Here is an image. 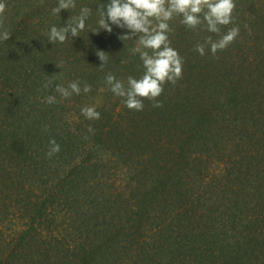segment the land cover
<instances>
[{
	"label": "trees",
	"instance_id": "obj_1",
	"mask_svg": "<svg viewBox=\"0 0 264 264\" xmlns=\"http://www.w3.org/2000/svg\"><path fill=\"white\" fill-rule=\"evenodd\" d=\"M101 2L77 0L71 14L88 5L98 27ZM3 3L0 264H264V0H235L239 35L215 54L195 45L220 34L174 17L182 76L142 110L105 81L142 75L135 36L86 28L53 45L48 30L69 10ZM47 80L92 88L48 104ZM92 105L99 119L81 113ZM53 137L60 151L48 156Z\"/></svg>",
	"mask_w": 264,
	"mask_h": 264
},
{
	"label": "clouds",
	"instance_id": "obj_2",
	"mask_svg": "<svg viewBox=\"0 0 264 264\" xmlns=\"http://www.w3.org/2000/svg\"><path fill=\"white\" fill-rule=\"evenodd\" d=\"M3 0H0V12L4 10ZM77 8V0H57L51 9L53 15L61 13L62 9L70 11L67 20L60 26L52 24L47 33V41L55 45L63 43L69 37H80L81 33L88 28L89 32L99 33L106 30L111 33L114 26L122 29L119 34L121 40L135 36L136 43L130 49L133 55L139 54L144 71L139 77L128 75L126 81L118 79L115 74L109 72L105 76L106 84L112 93L122 98V103L135 110L144 108V99L153 101L154 106H160L161 101L157 99L167 82L176 83L182 76L183 57L179 50L172 46L170 33L173 28L170 21L180 16V23L188 28L195 29L197 26L205 25L208 32L220 34L218 39L212 36L204 38L203 42L195 45L200 55H205L206 48L215 54L218 50L226 48L238 35L239 25L233 23V10L235 0H103L97 5L95 24L89 23L93 11L88 5H81L76 15L71 10ZM226 32L221 34V26L229 25ZM11 36L7 30H0V41L8 40ZM104 50L98 49L97 55L102 61L99 65L103 67L108 62ZM122 63L126 61L122 60ZM58 66L61 65L57 62ZM45 88L53 89L45 102L55 104L60 102L59 98H68L73 94L88 93L92 86L79 80H70L67 86L52 80L45 81ZM81 113L89 120L99 119L101 113L95 105L84 106ZM89 131L94 132L92 126ZM47 155L52 156L60 151V144L56 139L50 138Z\"/></svg>",
	"mask_w": 264,
	"mask_h": 264
}]
</instances>
